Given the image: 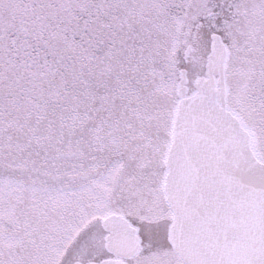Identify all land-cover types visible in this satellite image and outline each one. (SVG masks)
Wrapping results in <instances>:
<instances>
[{"label":"snow or ice","instance_id":"obj_1","mask_svg":"<svg viewBox=\"0 0 264 264\" xmlns=\"http://www.w3.org/2000/svg\"><path fill=\"white\" fill-rule=\"evenodd\" d=\"M0 264H264V0H0Z\"/></svg>","mask_w":264,"mask_h":264}]
</instances>
